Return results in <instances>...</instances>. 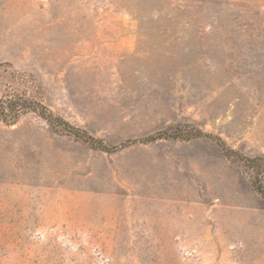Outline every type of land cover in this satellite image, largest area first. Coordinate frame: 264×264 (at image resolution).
Segmentation results:
<instances>
[{"label": "rangeland", "instance_id": "374dc122", "mask_svg": "<svg viewBox=\"0 0 264 264\" xmlns=\"http://www.w3.org/2000/svg\"><path fill=\"white\" fill-rule=\"evenodd\" d=\"M14 94L108 147L189 124L264 158V0H0ZM254 174L210 140L0 121V264H264Z\"/></svg>", "mask_w": 264, "mask_h": 264}, {"label": "trees", "instance_id": "16d2710c", "mask_svg": "<svg viewBox=\"0 0 264 264\" xmlns=\"http://www.w3.org/2000/svg\"><path fill=\"white\" fill-rule=\"evenodd\" d=\"M30 112L43 118L53 130L74 136L75 138L88 143L92 148L108 153H112L117 151L119 148H125L132 144H146L158 140H175L181 142H189L198 139L210 140L221 148L226 158L238 159L253 170L255 174L253 175L252 185L254 189L264 197V188L262 187V182L264 180V158H250L239 154L237 151L228 147L226 142L221 137L205 133L193 125H177L174 128L149 136L146 139L128 141L119 147H108L103 143V141L96 139L86 131L71 125L60 116L51 112L41 102H38L33 98L15 94L0 98V121L7 125L16 124L23 115Z\"/></svg>", "mask_w": 264, "mask_h": 264}]
</instances>
